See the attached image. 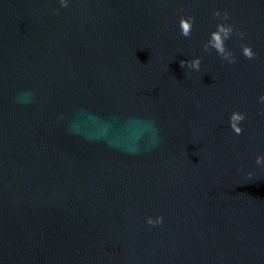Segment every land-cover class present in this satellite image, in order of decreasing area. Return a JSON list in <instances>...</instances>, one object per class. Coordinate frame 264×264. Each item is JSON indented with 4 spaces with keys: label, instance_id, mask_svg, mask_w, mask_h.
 I'll return each mask as SVG.
<instances>
[{
    "label": "water",
    "instance_id": "95a60500",
    "mask_svg": "<svg viewBox=\"0 0 264 264\" xmlns=\"http://www.w3.org/2000/svg\"><path fill=\"white\" fill-rule=\"evenodd\" d=\"M261 96L264 0H0V264H264Z\"/></svg>",
    "mask_w": 264,
    "mask_h": 264
},
{
    "label": "clouds",
    "instance_id": "9594fccd",
    "mask_svg": "<svg viewBox=\"0 0 264 264\" xmlns=\"http://www.w3.org/2000/svg\"><path fill=\"white\" fill-rule=\"evenodd\" d=\"M61 3L63 4V3H64V0H61ZM245 55H247L249 58H251L252 53H251L250 50L245 49ZM197 64H198V61H197L195 64H193L192 66H193V67H196ZM259 101H260V102H264V96L259 97ZM237 118H238V119H242L243 117L240 116V117H237ZM237 131H239V130L237 129ZM257 162H260V161H259V158H258ZM148 222H149V223H153V221H152L151 219H149Z\"/></svg>",
    "mask_w": 264,
    "mask_h": 264
}]
</instances>
